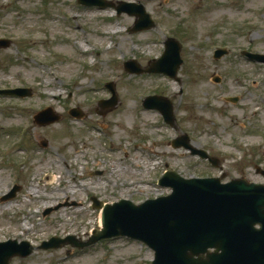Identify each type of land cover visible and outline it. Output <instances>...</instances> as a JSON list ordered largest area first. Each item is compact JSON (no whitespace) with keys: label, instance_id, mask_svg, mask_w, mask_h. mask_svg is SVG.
Here are the masks:
<instances>
[{"label":"rangeland","instance_id":"obj_1","mask_svg":"<svg viewBox=\"0 0 264 264\" xmlns=\"http://www.w3.org/2000/svg\"><path fill=\"white\" fill-rule=\"evenodd\" d=\"M45 1L0 0V38L13 43L10 50H0V89L33 90L31 98H0V243L29 241L36 249L11 264H153L152 250L122 238L84 250L39 247L56 237L82 243L103 230L93 197L139 204L170 194L157 185L167 167L187 179L222 174L172 147L179 133L158 113L141 108L155 94L173 103L181 132L217 156L230 178L264 183L252 167H264V63L238 59L246 51L264 55V0H112L140 3L156 19L157 29L137 35L129 33L132 17L117 19L112 10L82 7L76 0ZM169 36L183 42L177 81L124 70L125 61L135 59L147 68L148 61L159 59ZM221 48L230 53L215 60ZM252 80L258 86L254 91L248 89ZM105 81L115 83L120 106L103 117L99 114L108 105L94 102L111 97L102 90ZM235 91L254 94L257 116L243 105L225 116L216 115L225 104L208 106V100L214 102L210 97ZM81 102L84 119L63 114L54 125L34 123L45 108L65 112ZM44 142L47 149L41 147ZM239 142L262 148L250 152ZM48 176L56 182L47 185ZM16 185L22 188L16 198L3 202ZM36 188L39 198L32 200Z\"/></svg>","mask_w":264,"mask_h":264},{"label":"water","instance_id":"obj_2","mask_svg":"<svg viewBox=\"0 0 264 264\" xmlns=\"http://www.w3.org/2000/svg\"><path fill=\"white\" fill-rule=\"evenodd\" d=\"M81 2L106 6L104 0ZM119 12L123 10L119 9ZM139 16L141 28H147L143 9ZM165 58L173 61L170 70L159 69L156 64L148 72H165L176 77L182 61L180 47L175 42H169ZM126 68L130 72H143L134 61L127 63ZM111 88L115 95L106 104L115 108L119 98L114 86ZM162 101L168 106L166 119L173 123L172 104L166 99ZM51 113V110L40 113L36 122L42 126L55 123L59 118ZM176 146H184L194 156L209 159L206 152L189 144V137L179 139ZM160 185L172 188L173 194L140 206L127 201L113 206L97 203L95 208L104 209L103 231L95 232L86 243L74 244V238H55L44 243L42 249H59L68 244L83 248L104 239L126 236L145 242L153 249L156 253L154 264H264V186L246 180L227 185H223L220 179L187 180L174 172L167 173ZM17 191L5 200L14 198ZM257 224L262 226L261 230H256ZM210 250L216 252L210 254ZM32 253L33 248L28 243L0 245V264H10L14 256L25 258Z\"/></svg>","mask_w":264,"mask_h":264},{"label":"bare ground","instance_id":"obj_3","mask_svg":"<svg viewBox=\"0 0 264 264\" xmlns=\"http://www.w3.org/2000/svg\"><path fill=\"white\" fill-rule=\"evenodd\" d=\"M249 105V104H248ZM46 184L47 185H50V184H53V183H55L56 182V178H54L53 176H48L47 178H46ZM39 191L37 190V188H36V191H34V193H32V194H30V198L32 199V200H36V199H38L39 198ZM12 206H10V207H7L6 209H9V208H11ZM24 228H26V229H30V228H28V225L26 224V226H24Z\"/></svg>","mask_w":264,"mask_h":264},{"label":"flooded vegetation","instance_id":"obj_4","mask_svg":"<svg viewBox=\"0 0 264 264\" xmlns=\"http://www.w3.org/2000/svg\"><path fill=\"white\" fill-rule=\"evenodd\" d=\"M7 45H9L11 48H12V46H13V43L12 42H10V44L9 43H7ZM10 48V49H11ZM231 85L233 86V83H231ZM240 88V86H238L237 87V89H239ZM249 90H251V89H249ZM251 95V94H250ZM243 97H245L244 99H246V100H248V99H250V97H248V96H243ZM243 101H245V100H243Z\"/></svg>","mask_w":264,"mask_h":264}]
</instances>
